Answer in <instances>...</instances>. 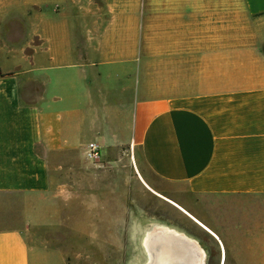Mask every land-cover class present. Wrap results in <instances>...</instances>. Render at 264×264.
Wrapping results in <instances>:
<instances>
[{
    "label": "crops",
    "instance_id": "1",
    "mask_svg": "<svg viewBox=\"0 0 264 264\" xmlns=\"http://www.w3.org/2000/svg\"><path fill=\"white\" fill-rule=\"evenodd\" d=\"M234 19L263 44L217 45ZM263 48L264 0H0V264H73L41 209L92 144L131 146L216 264H264Z\"/></svg>",
    "mask_w": 264,
    "mask_h": 264
},
{
    "label": "rangeland",
    "instance_id": "2",
    "mask_svg": "<svg viewBox=\"0 0 264 264\" xmlns=\"http://www.w3.org/2000/svg\"><path fill=\"white\" fill-rule=\"evenodd\" d=\"M240 14L234 5V18ZM232 23L231 38L221 37L218 31L217 45L225 39L227 45L231 40L234 48L263 44L255 21L234 19ZM11 25L12 39H20L22 26ZM62 160L65 163L52 173L46 208L41 209L42 221L50 223L40 232L73 264H145L143 238L152 224L200 238L206 244L204 264L217 263V248L207 233L210 229L193 216L198 214L178 204L170 189L150 177L131 146L106 158L74 153Z\"/></svg>",
    "mask_w": 264,
    "mask_h": 264
},
{
    "label": "bare ground",
    "instance_id": "3",
    "mask_svg": "<svg viewBox=\"0 0 264 264\" xmlns=\"http://www.w3.org/2000/svg\"><path fill=\"white\" fill-rule=\"evenodd\" d=\"M146 264H204L205 251L193 237L163 224H152L143 238Z\"/></svg>",
    "mask_w": 264,
    "mask_h": 264
},
{
    "label": "built area",
    "instance_id": "4",
    "mask_svg": "<svg viewBox=\"0 0 264 264\" xmlns=\"http://www.w3.org/2000/svg\"><path fill=\"white\" fill-rule=\"evenodd\" d=\"M87 155L91 158L98 157L97 146L92 144L87 152Z\"/></svg>",
    "mask_w": 264,
    "mask_h": 264
},
{
    "label": "trees",
    "instance_id": "5",
    "mask_svg": "<svg viewBox=\"0 0 264 264\" xmlns=\"http://www.w3.org/2000/svg\"><path fill=\"white\" fill-rule=\"evenodd\" d=\"M199 243H200V242H199ZM200 245L202 246V248H204L203 245H202V243H200Z\"/></svg>",
    "mask_w": 264,
    "mask_h": 264
}]
</instances>
